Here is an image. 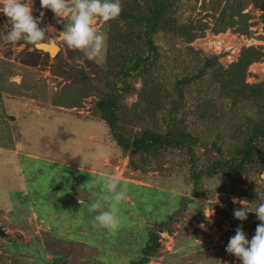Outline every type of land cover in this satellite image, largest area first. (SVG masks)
Listing matches in <instances>:
<instances>
[{"label":"rangeland","instance_id":"374dc122","mask_svg":"<svg viewBox=\"0 0 264 264\" xmlns=\"http://www.w3.org/2000/svg\"><path fill=\"white\" fill-rule=\"evenodd\" d=\"M40 10L39 0H33V16ZM249 11L256 23L252 38L231 31L219 35L206 32L192 46L207 54L226 53L219 61L227 66L237 59L242 47L264 45L257 38L263 35L259 19L264 11L253 6ZM44 12L40 27L53 28L49 32L60 48V59L5 42L1 35L10 26L0 14V229L5 233L0 237L5 252L0 253L32 262L40 254L42 239L55 235L93 246L99 251L101 264H129L138 257L152 225L178 208L179 196L159 188L161 173L134 172L127 167V158L113 149L116 147L109 141L106 126L98 113L91 111L99 95L81 80L85 74L100 75L104 54L93 62L67 49L59 37L63 25L56 23L53 13ZM93 26L103 31L104 24L94 21ZM249 72L248 83L264 82V61L252 65ZM135 100L132 95L125 103ZM97 144L109 148L103 159L93 154ZM105 174L127 190V198L118 206L119 224L113 231L94 228L95 213L88 207L97 198L99 181ZM73 178L90 194L88 198L75 195ZM202 187L206 194L194 198L186 210L191 216L184 218V228L177 225L173 236L160 234L162 256L149 264L234 263L236 258L226 253L225 247L235 229L241 227L246 238H252L259 221L252 212L245 221L234 219L233 209L241 205L232 200L245 201L248 210L254 211L257 194L264 193V172L212 178ZM8 236L13 244L6 240Z\"/></svg>","mask_w":264,"mask_h":264},{"label":"trees","instance_id":"16d2710c","mask_svg":"<svg viewBox=\"0 0 264 264\" xmlns=\"http://www.w3.org/2000/svg\"><path fill=\"white\" fill-rule=\"evenodd\" d=\"M251 6L264 11V1L255 0H121L120 16L103 26L107 41L100 75L81 77L99 95L91 111L130 170L161 173L159 188L179 196L178 208L152 225L129 264L162 256L160 234L173 236L177 225L184 228V218L191 216L186 210L206 194L204 181L264 172V82H247L249 68L264 61V45L242 47L227 66L219 61L226 53L192 46L206 32L252 38ZM259 20L263 35L257 38L264 43V14ZM132 95L136 100L127 105ZM62 238L42 239L32 262L6 256L0 241V264H101L93 246Z\"/></svg>","mask_w":264,"mask_h":264},{"label":"clouds","instance_id":"9594fccd","mask_svg":"<svg viewBox=\"0 0 264 264\" xmlns=\"http://www.w3.org/2000/svg\"><path fill=\"white\" fill-rule=\"evenodd\" d=\"M33 0H0V14L7 18L9 30L2 36L5 42L15 44L23 41L35 48L47 44L55 46V38L49 32L51 26L40 27L45 15L44 10L53 13L57 24H62L59 37L67 49L81 53L86 61L98 62L102 59L106 47L107 34L98 31L93 22L107 24L121 13V0H39L40 12L32 14ZM94 156L103 159L109 154L104 144L94 147ZM100 189L97 198L89 204V210L95 213L92 217L94 228L113 231L119 224L118 206L127 198L126 187L120 185L112 175L105 174L100 178ZM254 211H249L245 201H237L239 208L233 209V217L245 221L249 212L255 214L259 223L254 235L249 240L241 227L229 238L225 252L235 257L239 264H264V193L257 194ZM203 227V225H201Z\"/></svg>","mask_w":264,"mask_h":264},{"label":"water","instance_id":"95a60500","mask_svg":"<svg viewBox=\"0 0 264 264\" xmlns=\"http://www.w3.org/2000/svg\"><path fill=\"white\" fill-rule=\"evenodd\" d=\"M50 46H48L47 44H45L44 46L40 47V48H35L36 50L45 53L48 55V57L50 58H54L57 56V54L60 51V48L58 47V45L55 43V46H52L53 50H49ZM56 51V52H55ZM13 119V118H12ZM72 191L75 193V195L79 198V199H85L88 198L90 196V194L84 190H81L78 186V180L73 178L72 180V186H71ZM5 235V233L0 229V237H3Z\"/></svg>","mask_w":264,"mask_h":264},{"label":"bare ground","instance_id":"6f19581e","mask_svg":"<svg viewBox=\"0 0 264 264\" xmlns=\"http://www.w3.org/2000/svg\"><path fill=\"white\" fill-rule=\"evenodd\" d=\"M48 49H49V50H53V51H54V49L52 48V46H50ZM55 52H56V51H55Z\"/></svg>","mask_w":264,"mask_h":264}]
</instances>
